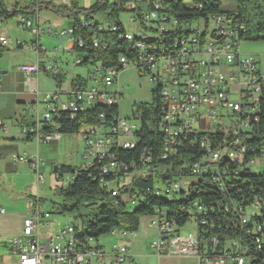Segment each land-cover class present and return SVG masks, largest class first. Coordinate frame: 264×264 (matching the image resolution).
Masks as SVG:
<instances>
[{"label":"built area","instance_id":"1","mask_svg":"<svg viewBox=\"0 0 264 264\" xmlns=\"http://www.w3.org/2000/svg\"><path fill=\"white\" fill-rule=\"evenodd\" d=\"M32 1V0H31ZM39 3V0H36ZM56 4H69L70 0H54ZM156 8L161 7L160 0H154ZM39 19V13L34 16L22 15L19 25L29 28L37 38L41 34L50 33L59 38H68L72 43L83 45V39L74 37V28L70 26L61 31L49 29L45 32L39 26L34 27ZM143 22L148 30L141 26L134 15L130 23L135 25L133 31L125 26V36L128 32H148V35L168 34L180 28L181 32L168 44L158 45L144 42H133L137 55L129 59L120 58L121 67L102 68L92 65L87 75H81V80L73 78L69 88L65 91L46 92L41 96L38 87L40 64L25 63L20 66L24 73L28 91L33 94L34 101L23 108L24 114H29L34 124L29 128L37 146L41 143L60 140L62 133L53 129L57 126L55 117H61L65 112L70 118L77 113L92 108L98 101H111V106H118L119 98L123 96L119 89L112 91L122 72L129 66L138 69L140 75L149 74L156 83V92L163 103L160 128L163 130L166 145L163 159H169L170 154L177 153L180 138H186L197 132H224L228 127H237V139L227 144V150H218L210 136L200 140L203 149V163L191 165V172L198 177L206 172H212L216 181L222 185V175L219 163L225 152H233V159L244 162L248 148L243 142L241 133L253 132L260 123V112L264 108V72L260 61L253 54H244L240 50L241 40L232 41V34L239 28L246 27L238 14L222 11L209 17L192 22H179L159 16L157 11L144 15ZM3 19L0 20V47L10 46L7 33L2 29ZM86 25V21H83ZM100 29L117 30L102 21ZM98 45V41H95ZM38 50L39 47L36 46ZM82 58L76 65H81ZM49 70V69H47ZM54 71L50 69L49 71ZM91 82H94L93 84ZM41 105L43 107L41 108ZM133 118L130 123L127 118H121L120 113L114 117V124L106 126L103 123L86 126L82 132L85 146L82 168H88L93 162H104L101 167L103 174L113 173L117 176L110 183L112 194L116 196L119 188L133 176H154L160 179L157 169L152 165L150 156L143 157L139 168L131 166V172H124V161H120L118 151L121 148L133 149L136 146V131L141 127V115L133 108ZM100 118L106 119L101 113ZM108 131V139L102 143L92 142V133ZM185 134V135H184ZM236 146H244L241 158H234ZM17 162L29 163L37 174L39 184L44 182L40 172L41 160L38 153L29 155L24 153L17 157ZM252 159L248 166L255 164ZM260 160H263L264 157ZM172 163V162H171ZM64 186L73 182L75 173L59 174ZM167 195L190 191L191 182L171 175L166 180ZM134 202V201H133ZM264 203L255 201L249 205L231 202L219 203L221 212H228L237 218V224L251 236L258 249L264 244V217L261 215ZM26 214L22 234L14 236L6 243L16 258V264H121L128 258L131 261L130 244L133 232L113 229L109 234L116 237L110 248L99 242L100 238L77 235L78 229L72 223L61 228L58 233H44L53 225L50 221L51 211H47L38 197L30 198L27 202ZM202 210V207H199ZM191 212V211H190ZM5 209L0 207V214ZM58 213V212H57ZM59 214V213H58ZM204 215H207L205 212ZM149 227L156 231V236L150 242L158 258L192 256L198 264H253L249 255L248 238L228 237L221 245L215 232L216 228L226 229L223 222L197 216L188 223H195L196 233L182 234L183 227H179L174 219H169L165 211L150 216ZM247 239V240H246ZM128 242V243H127Z\"/></svg>","mask_w":264,"mask_h":264},{"label":"trees","instance_id":"2","mask_svg":"<svg viewBox=\"0 0 264 264\" xmlns=\"http://www.w3.org/2000/svg\"><path fill=\"white\" fill-rule=\"evenodd\" d=\"M161 7L156 8L154 0H95L88 7L79 6L78 0H70L69 4H56L54 0H32L26 7L14 5L11 9L0 0V20L13 17L17 14L34 16L41 10H49L67 17L72 21L74 37L83 39V45L75 43L73 51L82 56L81 65H100L102 68H120V58L129 59L137 55L133 42L125 36L126 30L122 22V13L130 12L139 19L141 26L148 30L142 18L147 13L157 11L159 16L176 19L179 22H192L222 11L238 14L246 27L240 35L243 40L264 39V0H233L234 9L223 5V0H160ZM111 26H117L116 31L100 29L102 21ZM86 21V25L83 24ZM181 32L180 28L167 34L170 42ZM98 41V45H95ZM1 48V47H0ZM1 54V50H0ZM40 69L48 72L42 62ZM53 74L58 86L62 85L63 74ZM75 80H81L76 75ZM136 109L141 115V127L136 131V146L133 149L121 148L118 151L120 161H124V172H131V166L141 167L143 157L150 156L152 165L157 169L160 179L154 176H133L119 188L114 196L110 183L117 179L113 173L103 174L102 164L96 160L88 168L72 165H59L57 174L75 173L72 183L68 186L56 188V194L61 198L60 203H54L59 214L71 216L72 224L79 230L77 235L101 238L108 235L113 229L129 232L139 230L143 217L153 216L165 211L167 217L174 219L179 227L191 221L192 216L206 218L209 222H223L226 229L216 228L215 232L208 234L218 235L221 245L228 237L248 238L249 255L253 264H264V244L258 249L257 244L247 235V232L237 224V218L228 212H221L219 203L235 200L239 204L249 205L255 201L264 203V170L253 171L248 163L252 159L264 157V108L260 112V123L253 132L241 133L242 139L248 148L244 162L223 157L219 163L222 175V185L216 181L212 172H206L198 177L191 172V165L203 163V149L200 140L205 135L212 138L214 146L218 149L227 148L233 139H237L235 132H197L186 138L182 136L177 145V153L170 154L169 159H163L166 139L160 128L163 112V103L156 89L153 92V101L140 103ZM104 113L102 120L100 114ZM119 113L118 106L96 104L92 108L77 113L70 118L62 112L61 117H55L57 126L53 129L62 134L80 133L83 127L103 123L112 126L114 117ZM22 121L27 129L29 139H33L29 128L34 124L29 114H24ZM185 135V134H184ZM241 146H236V149ZM172 162V163H171ZM176 175L190 181V192L173 193L167 195L166 179ZM193 178V179H192ZM159 185V186H158ZM161 185L163 187H161ZM158 193V194H157ZM161 194V195H160ZM166 195V196H165ZM163 196V197H162ZM172 196V197H171ZM134 201V202H133ZM202 207V210L199 209ZM191 211V212H190ZM207 215H204V213ZM264 217V207H262Z\"/></svg>","mask_w":264,"mask_h":264},{"label":"rangeland","instance_id":"3","mask_svg":"<svg viewBox=\"0 0 264 264\" xmlns=\"http://www.w3.org/2000/svg\"><path fill=\"white\" fill-rule=\"evenodd\" d=\"M9 9L20 0H3ZM95 0H78L79 6L88 7ZM32 3L31 0H22L19 6H28ZM223 5L229 9H234L233 0H223ZM41 28L47 31L49 28L53 31H61L71 26L72 21L67 17H60L52 11H39ZM130 12L122 13L121 17L128 30L133 31L135 25L130 23ZM22 15L17 14L3 21L2 29L7 33L10 40L9 48H1L0 58L1 69L9 67L12 70H17V67L25 63L29 58L35 55V58L42 52V57L47 62V68L54 69L50 72L41 69L38 75V87L41 96L46 92H58L59 87L53 77V74L59 72L64 74L69 80V76L87 75L90 66L77 65L78 59L82 56L74 51H69V46L72 43L68 38H58L50 33L41 34L37 42V37L31 35V30L23 28L19 25ZM36 23V22H35ZM239 37V36H237ZM245 35H242L240 50L244 54H253L260 61V67L264 72V39L261 40H243ZM35 41V42H32ZM41 41V42H40ZM23 43V47H18ZM41 44V50H37L36 46ZM33 45V46H32ZM35 46V47H34ZM18 71V70H17ZM17 78L23 77L20 73ZM25 84L26 79L24 76ZM67 83V82H66ZM92 84L94 82H91ZM65 87V86H64ZM25 88L28 89L27 84ZM119 89L123 94L119 98V113L121 118H127L130 123H133V108L140 103H150L153 101V92L156 89V83L151 80V76L140 75L137 68L129 66L124 70L118 81L112 87V91ZM43 105H41V108ZM136 122V121H135ZM86 127H83L80 133L63 134L60 140L42 143L39 145V158L41 160L40 172L44 176V182L39 184L37 174L28 165L27 169L23 164L20 168L12 172L8 177L0 175V207L5 209L4 214H0V264H16V258L11 253L9 246L6 244L8 240L14 236H20L22 228V218L26 217L28 212L27 202L30 198L38 197L42 205L47 211H51L50 221L53 225L47 228L44 233H58L61 228L66 227L72 222L71 216L68 214H58L54 203H60L61 198L56 194V188L64 186V181L61 180L59 174L54 172L56 165H72L75 168L81 167L85 162L83 157V149L85 141L82 132ZM263 160H256L252 164V169L255 172L264 170ZM193 179V178H192ZM159 186V185H158ZM161 187H163L161 185ZM190 191H187V194ZM150 217H143L139 230L134 233L130 252L132 254L131 261L128 258L121 264H198L197 259L192 256L180 257H163L158 258L154 249L150 246L151 240L156 236V231L149 227ZM195 223H188L182 228V234L190 232L196 233ZM117 241V238L108 234L102 236L99 242L107 248ZM128 243V242H127Z\"/></svg>","mask_w":264,"mask_h":264},{"label":"crops","instance_id":"4","mask_svg":"<svg viewBox=\"0 0 264 264\" xmlns=\"http://www.w3.org/2000/svg\"><path fill=\"white\" fill-rule=\"evenodd\" d=\"M20 1H15V4L19 5ZM35 25L41 28L42 23L40 21V16L36 23L34 20V27ZM41 29L45 30V32L47 31L43 27ZM31 35L35 36L32 31ZM36 40L38 42L39 40H41V38H37ZM18 47H23V43L19 44ZM38 47V51L41 50V44H39ZM68 50L73 51L72 46H69ZM42 54L43 53L40 52V55H38L36 58L35 55L32 56L25 63L38 62L40 64V62H42L45 68L48 69L47 62H45L44 58L42 57ZM1 57H3V54H0V58ZM21 65L17 67L18 71L12 70L9 67H5L3 69H1L0 67V175H5V177H8L12 172L20 168L21 165L25 163L17 162L16 159L19 155H22L24 153H27L29 155H35L38 153L39 156V145L37 146L36 142L33 139H29L27 129L25 127L24 122L22 121V118L24 116L23 108L34 101V96L28 91V89L25 88L26 84L24 80V73L20 70ZM74 66L77 65L74 63ZM18 73H20L23 77L17 78L16 75ZM58 74L62 73L59 72ZM75 76L76 75L72 73L69 76V80L64 81L63 84L60 86H58L56 82L57 86L59 87V90H67L69 88L71 80ZM67 77L64 76V80H67ZM23 165L27 169H29L28 166L30 167L29 163H25ZM31 169L33 170V168ZM24 220L25 217L22 218L21 231L23 230Z\"/></svg>","mask_w":264,"mask_h":264},{"label":"bare ground","instance_id":"5","mask_svg":"<svg viewBox=\"0 0 264 264\" xmlns=\"http://www.w3.org/2000/svg\"><path fill=\"white\" fill-rule=\"evenodd\" d=\"M244 30L245 27H242L239 28L238 31H235V33L232 34V41H240V35L242 32H244ZM128 40L132 42H144L145 40V43L158 44V45H165L169 43L167 34L148 35V32H128ZM98 103L111 105V101H98ZM228 132L237 133V127H228ZM106 139H108V131H99V133H92V142L102 143V141ZM218 150H227V148L218 149ZM241 153H244V146H241L240 148L234 150V158H241ZM225 157H227L228 159H233V152H225ZM201 164H202L201 162H198L195 163L194 165H201ZM125 168L126 166L124 165V169ZM261 215H262V207H261Z\"/></svg>","mask_w":264,"mask_h":264},{"label":"water","instance_id":"6","mask_svg":"<svg viewBox=\"0 0 264 264\" xmlns=\"http://www.w3.org/2000/svg\"><path fill=\"white\" fill-rule=\"evenodd\" d=\"M59 168H60V166H59V165H56V166H54V172H55V173H58V171H59Z\"/></svg>","mask_w":264,"mask_h":264}]
</instances>
